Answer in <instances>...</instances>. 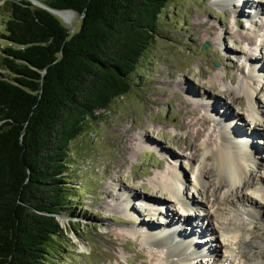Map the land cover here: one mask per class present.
I'll return each instance as SVG.
<instances>
[{
  "label": "rangeland",
  "instance_id": "obj_1",
  "mask_svg": "<svg viewBox=\"0 0 264 264\" xmlns=\"http://www.w3.org/2000/svg\"><path fill=\"white\" fill-rule=\"evenodd\" d=\"M5 1L0 0V56L7 45L3 36ZM169 1L158 18L148 49L129 77V93L116 99L109 110L96 111L69 144L67 157L72 164L68 167L67 184L72 182L77 189L58 215L65 233L48 247L42 264L154 263L157 251L129 229L146 225L159 230V221L166 220V213L172 214L170 218L174 216L173 222H178L179 215L167 199L159 197L161 193L154 184L156 179L166 176L169 165L181 172L190 197L200 199L192 186L200 157L196 144L221 142V132L214 130L212 119L221 115L225 107L234 123L251 129V133L259 132L252 140L258 145L257 156L264 163V120L250 123L244 110L245 97L232 98L227 94V86L235 88L241 78L250 75L251 78L244 79L256 88L254 101L258 112L264 114V69L251 73L249 62L264 63V0H240V12L232 11L233 4L222 0ZM72 13L68 22L60 20L75 31L80 17ZM201 23L214 28L207 29ZM205 43L208 46L204 48ZM5 74L7 71L0 63V76ZM182 82L192 89L185 92ZM210 101L214 105L210 106ZM185 109H191L189 117L196 125L180 129L176 124L182 120L180 113L184 114ZM210 109L215 112L209 114ZM198 129H201L199 136ZM192 145L197 148L196 155ZM243 147L242 152L249 155L245 157L253 160V151L246 150L247 144ZM214 168L205 169L210 185L214 182ZM145 196L163 202L157 205L158 214H149L141 201ZM260 200V217L250 226L242 225L241 230H252L249 239L264 244V198ZM193 212L202 210L194 208ZM200 221L197 220V225L192 222L194 226L187 223L181 226L188 232L191 229L198 232ZM202 221L204 224L208 220ZM207 231L202 238L208 239L205 245L210 241L212 249L217 240ZM210 258L198 259L211 264ZM236 264H257V261L244 259Z\"/></svg>",
  "mask_w": 264,
  "mask_h": 264
},
{
  "label": "trees",
  "instance_id": "obj_2",
  "mask_svg": "<svg viewBox=\"0 0 264 264\" xmlns=\"http://www.w3.org/2000/svg\"><path fill=\"white\" fill-rule=\"evenodd\" d=\"M80 17L71 31L29 0H6L0 63V264H42L73 197L70 142L129 93L169 0H44Z\"/></svg>",
  "mask_w": 264,
  "mask_h": 264
},
{
  "label": "bare ground",
  "instance_id": "obj_3",
  "mask_svg": "<svg viewBox=\"0 0 264 264\" xmlns=\"http://www.w3.org/2000/svg\"><path fill=\"white\" fill-rule=\"evenodd\" d=\"M222 1L230 5L232 3V8L235 9L232 11L240 12V4H242L240 0ZM245 3L248 4V2ZM255 7H258V4ZM251 8L254 9V7ZM60 14L64 18H71L73 15L71 11L66 10L61 11ZM201 24H206L207 29L214 28L208 23ZM227 35L231 36L232 33L228 31ZM249 62L251 63V73L264 69V63L259 65L258 60H249ZM253 65L255 67L259 66V69H256ZM244 78L251 77L248 75L241 78L235 88L227 86V94L228 96L232 95V98L241 95L245 97L247 107L244 110L250 119V123L253 120H264V114L258 112L254 101L253 96L256 88ZM182 85L185 92L192 89L187 83L182 82ZM209 105H214V102L210 101ZM184 111V114L179 112L182 120L176 124L180 129L196 125L195 120L189 117L191 109H185ZM212 112L214 113L215 110L210 109L209 114H213ZM212 120L214 130L216 128L221 132V136H219L221 142L196 144L200 151V157L197 160L198 167L195 171V180L192 186L198 192L200 199L196 200L190 197L187 191L188 186L182 179L181 172L174 165H169L166 176L156 179L154 184L158 193H161V196H158L167 199L171 209L179 215L178 222H173L174 216L170 218L169 216H172V214L166 213V220L159 221L157 226L159 230L150 229L146 225L129 229L132 233L140 234L157 251V257L153 260L156 261L152 264H204L198 258H204L205 256L212 258H210L212 260L211 264H236L237 260L241 262L244 259L256 260L257 264H264V244H258L249 239V236L253 234L252 230L249 232L245 230L242 232L241 230V228H244L242 225L250 226L260 217L258 206L261 204L260 199L264 198V163L261 157L257 156L260 150L258 145L256 146L252 140L253 135L259 132L251 133V129H245L234 123V119L229 116L227 107L221 115H217ZM196 134L199 136L201 129H198ZM132 140H134V136ZM245 144L248 146L246 150H252L255 154L253 160L245 157L249 155L242 152ZM192 149L196 151V155L198 153L197 148L192 145ZM210 166H214L216 170L214 182L211 185L206 177L209 175L205 172V169ZM141 201L145 203V208L152 215L158 214L157 205L163 203L160 202L161 200L146 196L142 197ZM194 208L195 210H202V213L193 212ZM201 218L208 221L203 224ZM241 219H244L245 222H242ZM197 220H201V231L196 232L191 229L188 232L187 229L181 226L185 223L187 225L192 224V222H196L197 225ZM206 231H210L212 237L217 240V245L212 249L210 248V241L207 245L204 244L208 240L202 238ZM111 241H113L112 238ZM254 248L259 251L254 252ZM232 256H234V259L230 258ZM195 259L199 261L197 262Z\"/></svg>",
  "mask_w": 264,
  "mask_h": 264
},
{
  "label": "water",
  "instance_id": "obj_4",
  "mask_svg": "<svg viewBox=\"0 0 264 264\" xmlns=\"http://www.w3.org/2000/svg\"><path fill=\"white\" fill-rule=\"evenodd\" d=\"M29 1L32 4L36 5V6H39V7L44 8V9H47L48 11H50L51 13L56 15L59 19H61L63 22H68V19L61 16V14H60L61 11L67 10V11L75 12L73 10H68V9H55V8H52V7L48 6L43 0H29ZM207 46H208L207 43H205L203 45L204 48L207 47Z\"/></svg>",
  "mask_w": 264,
  "mask_h": 264
}]
</instances>
